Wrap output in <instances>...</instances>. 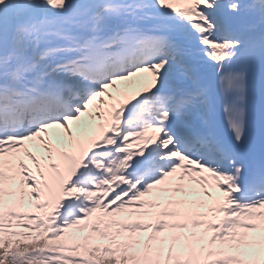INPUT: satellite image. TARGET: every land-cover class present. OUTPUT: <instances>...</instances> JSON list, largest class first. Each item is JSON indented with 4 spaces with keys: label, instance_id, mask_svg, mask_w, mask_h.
Masks as SVG:
<instances>
[{
    "label": "snow or ice",
    "instance_id": "snow-or-ice-1",
    "mask_svg": "<svg viewBox=\"0 0 264 264\" xmlns=\"http://www.w3.org/2000/svg\"><path fill=\"white\" fill-rule=\"evenodd\" d=\"M0 264H264V0H0Z\"/></svg>",
    "mask_w": 264,
    "mask_h": 264
}]
</instances>
